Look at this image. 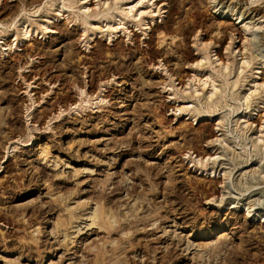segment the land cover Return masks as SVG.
<instances>
[{
    "label": "rangeland",
    "instance_id": "rangeland-1",
    "mask_svg": "<svg viewBox=\"0 0 264 264\" xmlns=\"http://www.w3.org/2000/svg\"><path fill=\"white\" fill-rule=\"evenodd\" d=\"M0 24V264H264V0Z\"/></svg>",
    "mask_w": 264,
    "mask_h": 264
},
{
    "label": "bare ground",
    "instance_id": "bare-ground-1",
    "mask_svg": "<svg viewBox=\"0 0 264 264\" xmlns=\"http://www.w3.org/2000/svg\"><path fill=\"white\" fill-rule=\"evenodd\" d=\"M245 3H246V2H245ZM63 4H64V3H62V5H61V7H60V8H62V9H64V8H63ZM238 4H239V3H238ZM238 4H237V5H238ZM240 6H241V5H240ZM242 6H243V5H242ZM60 8H59L58 10H61ZM244 10H245V8H244ZM250 10H251V11H250V14L253 13V12H255V15H256V14L258 13V8H255V7L253 8V6L251 7ZM245 11H247V10H245ZM21 12H22V11H21ZM59 13H60V12H59ZM244 13H245V12H242V15H244ZM18 16H19V15H18ZM248 16H249V15H248ZM53 18H54V17H53ZM14 21H15V20H14ZM46 21H47V22H52L49 18L46 19ZM53 21H54V19H53ZM57 22H58V21H57ZM24 24H25V23L20 24V25H22V28H24ZM54 24H55V26H56V25H59L58 23H54ZM0 26H1V24H0ZM45 27H46V26H45ZM48 27H49V26H48ZM220 27L223 28V30H224V29H228V30H231V31H235V30H236V29L233 28V25H232V24L228 25L226 22H223V23L220 25ZM25 28H26V29H24V32L27 33V32H28V29H27L28 27H27V25L25 26ZM20 29H21V28H20ZM22 30H23V29H22ZM25 33H24V34H25ZM26 35H27V34H26ZM262 35L264 36V33H263ZM24 37H26V36H24ZM27 37H28V36H27ZM27 37H26V38H27ZM263 38H264V37H263ZM137 58H138V57H137ZM258 63H259V64H260V63H263L261 67L264 66V60H259ZM212 112H213V111H212ZM206 128H207V127H206ZM209 132H210V131L208 130V133H209ZM210 133H211V132H210ZM210 133H209V134H210ZM249 159H250V158H249ZM226 234H227L226 230H222V231H220V233H219L218 236H219V237H224Z\"/></svg>",
    "mask_w": 264,
    "mask_h": 264
}]
</instances>
